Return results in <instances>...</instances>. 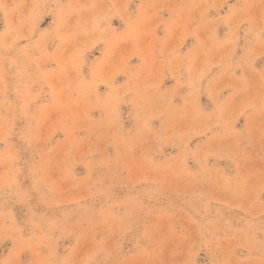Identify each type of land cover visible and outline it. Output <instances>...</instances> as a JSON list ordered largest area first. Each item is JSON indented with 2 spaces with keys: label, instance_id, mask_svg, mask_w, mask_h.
<instances>
[{
  "label": "rangeland",
  "instance_id": "1",
  "mask_svg": "<svg viewBox=\"0 0 264 264\" xmlns=\"http://www.w3.org/2000/svg\"><path fill=\"white\" fill-rule=\"evenodd\" d=\"M0 264H264V0H0Z\"/></svg>",
  "mask_w": 264,
  "mask_h": 264
},
{
  "label": "bare ground",
  "instance_id": "2",
  "mask_svg": "<svg viewBox=\"0 0 264 264\" xmlns=\"http://www.w3.org/2000/svg\"><path fill=\"white\" fill-rule=\"evenodd\" d=\"M262 181V180H261ZM149 231V230H148Z\"/></svg>",
  "mask_w": 264,
  "mask_h": 264
}]
</instances>
